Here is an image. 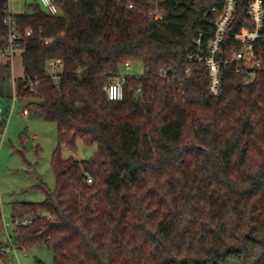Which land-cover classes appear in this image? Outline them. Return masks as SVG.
<instances>
[{
	"label": "trees",
	"instance_id": "1",
	"mask_svg": "<svg viewBox=\"0 0 264 264\" xmlns=\"http://www.w3.org/2000/svg\"><path fill=\"white\" fill-rule=\"evenodd\" d=\"M251 1L237 0L220 43L216 59L229 63L218 97L195 57L209 55L224 0H159L158 16L156 0H55L57 16L34 0L31 13L14 15L24 72L16 95L59 136L55 190L42 185L45 201L13 209L16 250L45 245L54 264H264V30L259 70L237 72L231 60L238 36L254 29ZM7 5L0 0V53ZM134 62L141 76L123 73ZM11 68L0 57L1 98ZM120 75L124 98L111 101L106 87ZM78 138L96 153L64 159L61 146L75 149Z\"/></svg>",
	"mask_w": 264,
	"mask_h": 264
},
{
	"label": "rangeland",
	"instance_id": "2",
	"mask_svg": "<svg viewBox=\"0 0 264 264\" xmlns=\"http://www.w3.org/2000/svg\"><path fill=\"white\" fill-rule=\"evenodd\" d=\"M55 1V0H53ZM34 0H11L10 11L13 15L31 13L29 4ZM42 8L44 9L43 5ZM220 15H216L217 21ZM21 53L13 59L10 71V83L5 86V98L0 97V243L10 245L14 235L13 209L21 204H35L45 201L46 194L42 185L51 191L56 188V177L52 159L59 147L58 127L48 123L43 116L29 106V102L18 100L13 105L15 89L13 78L23 76ZM55 75L60 68H52ZM142 63L132 64L125 74L141 76ZM9 97V98H8ZM28 111L24 115V110ZM75 149L61 146L64 159L77 161L90 159L97 151V145H89L81 138L76 140ZM9 262L0 260V264H54V254L47 247H37L30 252L12 249L8 252Z\"/></svg>",
	"mask_w": 264,
	"mask_h": 264
},
{
	"label": "built area",
	"instance_id": "3",
	"mask_svg": "<svg viewBox=\"0 0 264 264\" xmlns=\"http://www.w3.org/2000/svg\"><path fill=\"white\" fill-rule=\"evenodd\" d=\"M7 1L6 9V18L5 24L8 27V34L4 38V41L7 43L5 50L0 53V57L8 58L12 63L13 59L18 52L21 51L19 47V28L15 16L11 13L9 3L11 0ZM40 5H43L45 11L51 16H57L59 14V8L53 0H37ZM158 1L156 0V9L154 15H160L161 9L158 8ZM225 6L224 10L218 12V10L213 9L216 14L220 15V19L216 21L217 32L215 38L211 41L209 46V55L202 57L200 54L196 55L195 59L202 65L206 66L209 71L210 79V92L216 97L220 96L222 93V75H223V66L227 65L229 61L217 60L216 55L221 51L220 43L223 41L224 36L227 34L229 26L234 20L237 6V0H224ZM248 15L250 20L254 25V29L249 30L248 32L239 35L238 37L243 42V47L239 51H235L232 54L231 60L236 62L235 70L237 72H251L259 70L262 67L261 61L256 53V43L261 38L262 30L264 27V0H252L248 6ZM190 60L193 59V56L189 57ZM60 61H54L50 63V68L60 67ZM125 69L130 71L132 69V64L127 63ZM167 71L162 70L161 76H166ZM126 78L123 75H120L112 79L111 83L106 87V92L108 99L111 101H120L124 98V84ZM13 86H15V78H13ZM30 86H33L31 83ZM18 97L15 94L13 97V105L15 106L18 102ZM24 115L28 114L27 110H24ZM89 184L92 183V178H89L87 181ZM31 221L28 219L23 221V224H30ZM12 239L10 245L6 247V251L10 252L14 249Z\"/></svg>",
	"mask_w": 264,
	"mask_h": 264
},
{
	"label": "crops",
	"instance_id": "4",
	"mask_svg": "<svg viewBox=\"0 0 264 264\" xmlns=\"http://www.w3.org/2000/svg\"><path fill=\"white\" fill-rule=\"evenodd\" d=\"M19 1V0H18Z\"/></svg>",
	"mask_w": 264,
	"mask_h": 264
}]
</instances>
